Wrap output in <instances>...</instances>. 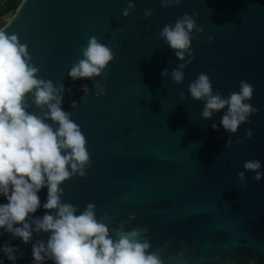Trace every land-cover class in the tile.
I'll return each mask as SVG.
<instances>
[{
    "label": "water",
    "instance_id": "1",
    "mask_svg": "<svg viewBox=\"0 0 264 264\" xmlns=\"http://www.w3.org/2000/svg\"><path fill=\"white\" fill-rule=\"evenodd\" d=\"M186 15L194 27L181 60L161 33ZM0 32L25 47L36 79L63 89L61 108L85 138V174L60 185L61 203L77 215L93 205L113 240L136 231L161 264H264V0H21ZM90 38L113 59L73 82ZM201 74L224 99L242 81L251 86L244 103L254 111L236 132L221 124L227 107L203 117L205 99L189 92ZM23 107L58 126L34 90ZM250 161L261 165L259 181L244 167ZM38 195L43 205L47 189ZM48 238L34 232L25 245L0 230V248L18 249L16 264H35L32 245ZM0 262L11 264L3 252Z\"/></svg>",
    "mask_w": 264,
    "mask_h": 264
},
{
    "label": "clouds",
    "instance_id": "2",
    "mask_svg": "<svg viewBox=\"0 0 264 264\" xmlns=\"http://www.w3.org/2000/svg\"><path fill=\"white\" fill-rule=\"evenodd\" d=\"M193 27L192 19L186 15L174 27L165 26L162 30L161 36L181 60L189 49ZM82 53L84 58L69 71L73 82L99 76L113 59L110 49L95 38H90ZM25 59V47L18 45L17 38L0 32V197L6 201L0 204V230L19 238L25 245L34 232L49 234L46 243L32 245L35 264H42L46 257L54 264H161L158 256L148 252L149 244L138 239L136 231L113 240L108 228L96 220L93 205L77 215L72 205L61 203L60 185L70 175L85 174L89 161L85 138L61 108L63 89L58 91L51 82L36 79L37 70L28 66ZM172 79L180 83L183 73L173 71ZM33 90L34 103L47 107L46 118L57 127L25 111L24 98ZM83 91L87 94L88 89ZM189 92L195 100L205 99L202 113L205 119L227 107L221 124L229 132H236L254 111L244 103L251 98L252 88L243 81L239 92L224 99L212 94L208 77L201 74L190 84ZM244 167L257 172V181L261 179L258 161L246 162ZM43 188L47 189V198L41 205L38 194ZM41 207L46 210L43 217L29 222L28 217ZM17 251L7 245L0 248L11 264H16Z\"/></svg>",
    "mask_w": 264,
    "mask_h": 264
},
{
    "label": "built area",
    "instance_id": "3",
    "mask_svg": "<svg viewBox=\"0 0 264 264\" xmlns=\"http://www.w3.org/2000/svg\"><path fill=\"white\" fill-rule=\"evenodd\" d=\"M9 2L10 0H0V13L6 9ZM11 14L12 13L10 12H4L2 15H0V24L5 25L9 20Z\"/></svg>",
    "mask_w": 264,
    "mask_h": 264
},
{
    "label": "trees",
    "instance_id": "4",
    "mask_svg": "<svg viewBox=\"0 0 264 264\" xmlns=\"http://www.w3.org/2000/svg\"><path fill=\"white\" fill-rule=\"evenodd\" d=\"M21 0H10V2L8 3L6 9L4 11H2L0 13V15H2L4 12H10V13H14V11L16 10L18 4L20 3ZM1 24H0V28H1Z\"/></svg>",
    "mask_w": 264,
    "mask_h": 264
},
{
    "label": "rangeland",
    "instance_id": "5",
    "mask_svg": "<svg viewBox=\"0 0 264 264\" xmlns=\"http://www.w3.org/2000/svg\"><path fill=\"white\" fill-rule=\"evenodd\" d=\"M12 15V14H11Z\"/></svg>",
    "mask_w": 264,
    "mask_h": 264
}]
</instances>
